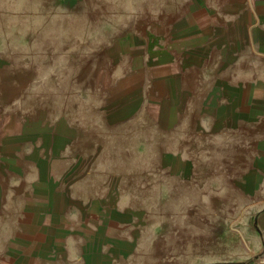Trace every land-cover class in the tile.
I'll list each match as a JSON object with an SVG mask.
<instances>
[{"label": "rangeland", "instance_id": "obj_1", "mask_svg": "<svg viewBox=\"0 0 264 264\" xmlns=\"http://www.w3.org/2000/svg\"><path fill=\"white\" fill-rule=\"evenodd\" d=\"M58 3L0 0V110L13 109L18 133L60 120L64 151L49 163L77 202L52 204L64 210L65 242L43 264H248L258 209L243 188L255 155L247 132L213 131L211 116L200 122L201 108H186L184 90L158 81L144 85L138 113L117 120L114 100L130 92L103 52L104 13L58 15ZM36 136L18 147L44 145L46 134ZM41 157L16 155L14 167L0 168V264L15 255L28 213L47 207L34 186ZM79 198L121 214L88 218L80 234ZM99 222L103 238H95Z\"/></svg>", "mask_w": 264, "mask_h": 264}, {"label": "crops", "instance_id": "obj_2", "mask_svg": "<svg viewBox=\"0 0 264 264\" xmlns=\"http://www.w3.org/2000/svg\"><path fill=\"white\" fill-rule=\"evenodd\" d=\"M61 1L58 15L77 12L78 8L104 13L100 27L106 30L104 42L108 46L103 52L114 61L111 75L122 78L119 84L126 81L124 91L131 94L114 100L113 117L117 120L125 121L138 113L145 99L144 85L158 81L172 91L173 86L184 90L186 108L200 107V122L211 116L213 131L228 125L234 132H247L255 155L243 188L258 209L247 234L248 264H264V0ZM12 112L0 110V168L8 171L14 167L11 161L16 155L42 156L34 160V186L44 193L37 197L38 203L47 207L41 205L28 213L29 223L16 235V251L9 264H43L50 252L58 251L65 242L67 225L61 232L60 224L66 219L64 210L52 204L77 207L73 198L61 192L60 179L49 163L63 154L64 146L58 147V143L66 135L63 127H57L59 119L39 131L23 122L18 133V118ZM39 133L46 134L44 145L18 147L24 141L34 142ZM93 200L79 198L80 213L76 215L84 220L80 234L88 228L86 220H107L121 214L120 208ZM106 227L102 222L95 225V238L106 236Z\"/></svg>", "mask_w": 264, "mask_h": 264}]
</instances>
